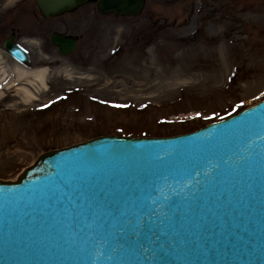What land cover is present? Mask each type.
<instances>
[{
	"label": "water",
	"instance_id": "obj_1",
	"mask_svg": "<svg viewBox=\"0 0 264 264\" xmlns=\"http://www.w3.org/2000/svg\"><path fill=\"white\" fill-rule=\"evenodd\" d=\"M89 1L36 4L50 19ZM143 6L97 0L117 17ZM65 148L0 182V264H264V101L189 135Z\"/></svg>",
	"mask_w": 264,
	"mask_h": 264
},
{
	"label": "rangeland",
	"instance_id": "obj_2",
	"mask_svg": "<svg viewBox=\"0 0 264 264\" xmlns=\"http://www.w3.org/2000/svg\"><path fill=\"white\" fill-rule=\"evenodd\" d=\"M49 25L78 45L38 54L49 74L37 100L0 92V181L111 129L174 137L264 99V0H145L134 18L101 16L92 2Z\"/></svg>",
	"mask_w": 264,
	"mask_h": 264
},
{
	"label": "flooded vegetation",
	"instance_id": "obj_3",
	"mask_svg": "<svg viewBox=\"0 0 264 264\" xmlns=\"http://www.w3.org/2000/svg\"><path fill=\"white\" fill-rule=\"evenodd\" d=\"M35 2L36 0H3L0 3V52L6 53L4 45L9 42L26 55L28 69L40 67L38 54L46 60L54 54L56 49L51 44L53 34L71 37L66 32L51 30L49 23L53 19L44 20Z\"/></svg>",
	"mask_w": 264,
	"mask_h": 264
},
{
	"label": "bare ground",
	"instance_id": "obj_4",
	"mask_svg": "<svg viewBox=\"0 0 264 264\" xmlns=\"http://www.w3.org/2000/svg\"><path fill=\"white\" fill-rule=\"evenodd\" d=\"M6 57L0 53V90L6 87L7 91L9 90L8 87L15 88L14 94L19 97L24 105L37 100L35 98L36 91L33 90L47 86L48 66L29 70L11 62ZM65 75L71 77L68 72H65Z\"/></svg>",
	"mask_w": 264,
	"mask_h": 264
},
{
	"label": "trees",
	"instance_id": "obj_5",
	"mask_svg": "<svg viewBox=\"0 0 264 264\" xmlns=\"http://www.w3.org/2000/svg\"><path fill=\"white\" fill-rule=\"evenodd\" d=\"M119 133H124V131L120 130L119 128H115V129H111V131H105L99 134L103 135V134H119Z\"/></svg>",
	"mask_w": 264,
	"mask_h": 264
}]
</instances>
